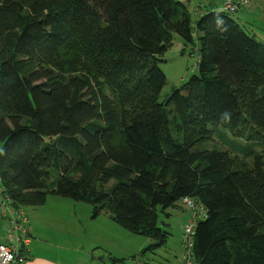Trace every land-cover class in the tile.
I'll return each mask as SVG.
<instances>
[{
    "label": "trees",
    "instance_id": "trees-1",
    "mask_svg": "<svg viewBox=\"0 0 264 264\" xmlns=\"http://www.w3.org/2000/svg\"><path fill=\"white\" fill-rule=\"evenodd\" d=\"M197 28L195 39L176 0H0V194L10 206L89 203L157 248L168 236L159 210L195 201L196 264H264V45L224 11ZM174 34L200 42V73L161 99L158 63ZM216 127L247 145L197 149Z\"/></svg>",
    "mask_w": 264,
    "mask_h": 264
},
{
    "label": "rangeland",
    "instance_id": "rangeland-1",
    "mask_svg": "<svg viewBox=\"0 0 264 264\" xmlns=\"http://www.w3.org/2000/svg\"><path fill=\"white\" fill-rule=\"evenodd\" d=\"M176 1H181L185 6L191 19L195 39L201 36L196 25V21L202 16L200 13L207 9L219 13L222 11L223 0ZM237 14H230V16L238 22ZM240 27L261 43L264 34L260 25L254 26L257 30L245 25H240ZM199 47L198 40L196 45L185 47L182 37L174 34L172 47L161 56V61L158 63L166 76L161 99L167 98L174 89L180 88L192 76L200 73V53L197 52ZM231 140L241 146L247 145L246 141L233 138L226 129L216 127L213 140L198 145L197 149L221 151L231 147ZM253 150H258V147H254ZM49 198L53 200L54 197ZM54 200L65 203L58 205L49 203V213L44 216L46 217V230L42 239L46 241L48 247L62 250L64 257L70 262H79L83 253L87 254L90 250L88 260L91 264H101L103 260L105 261L102 264H111L113 261L110 256L124 259L116 264H186L184 261L187 253L184 241L186 229L191 224L195 213L200 217L204 214L200 204L191 201L194 204L192 207L187 203L188 201L184 200L179 201L176 207H171L164 212L159 210L158 226L166 231L168 236L164 246L154 248L155 240L129 233L113 220L107 219L105 213H101L98 218L94 217L93 207L89 203L64 198ZM37 210L41 209L27 207L28 215L32 216L31 221L36 224L41 222L42 218ZM201 220H204V216L197 222ZM35 244L33 242L32 246ZM192 262L196 264L193 257Z\"/></svg>",
    "mask_w": 264,
    "mask_h": 264
},
{
    "label": "crops",
    "instance_id": "crops-1",
    "mask_svg": "<svg viewBox=\"0 0 264 264\" xmlns=\"http://www.w3.org/2000/svg\"><path fill=\"white\" fill-rule=\"evenodd\" d=\"M222 3H223V1H222ZM222 3H221V5H222ZM209 12L211 13V12H215V11L214 10L211 11V9H207L205 11H202V13H200L202 15L201 17L205 16ZM236 13H238L237 14L238 22L235 19L234 20L239 25L249 26V27L257 30L254 26H256L258 24V25H260L261 30L264 34V3L260 2V1L251 3L248 6L242 7ZM198 21H196V25H197ZM191 30H192V23H191ZM192 32H193V30H192ZM193 35H194V33H193ZM260 42L264 45V35H263L262 41H260ZM186 47H189V46H186ZM197 52H199V48H198ZM199 60H200V57H199ZM49 199L50 198L47 199V202L45 203L44 206L39 207L41 210H37L42 215L41 222H39L37 224L32 222L31 221L32 216L28 215V217H29L28 229H29V232L31 233V236H32V243H31V246L29 247L28 251H25V250H22V252H21V250L19 251V255L22 259H19L16 264H91L88 260L89 259L88 254L91 253L90 250L87 252V254L83 253V256H81L79 262H70L64 257L62 250H56V249L48 247V244L46 243V241H44V239H42L44 231L46 230V217H44V216H47L49 213V210H48L49 203H52L55 205H58L60 203H65V202H59V200H54V199H59L56 197L52 198L53 200H49ZM50 201H52V202H50ZM25 211L27 212V209H25ZM99 216H97V218ZM105 217L107 219H109L110 221H112V219L108 215ZM10 219H11L10 218V207L4 208L0 203V242H2V243L4 241H6V234L12 228L11 223H10ZM33 242L36 243L34 246H32ZM60 249H62V248H60ZM110 255H111V253H110ZM110 259L113 261L111 264L118 263V262H115L116 259L117 260H124L123 258H118V257H114V256L113 257L110 256ZM103 261H105V260H103ZM103 261L101 262V264L104 263Z\"/></svg>",
    "mask_w": 264,
    "mask_h": 264
},
{
    "label": "built area",
    "instance_id": "built-area-1",
    "mask_svg": "<svg viewBox=\"0 0 264 264\" xmlns=\"http://www.w3.org/2000/svg\"><path fill=\"white\" fill-rule=\"evenodd\" d=\"M262 2L264 0H223L221 10L229 14H234L242 7L248 6L254 2ZM1 192V190H0ZM10 199H6L0 194V203L2 206L10 207V220L13 224V229L10 230L6 236V241L0 242V264H16L19 259H22L19 255V251H28L32 237L30 235L28 224L29 218L25 211L13 209L9 202ZM187 202V200H185ZM192 206L190 202H187ZM200 218V215L194 214L191 224L187 227L185 238L188 242V250L184 256L186 264H193L192 262V249H193V233H194V222Z\"/></svg>",
    "mask_w": 264,
    "mask_h": 264
},
{
    "label": "clouds",
    "instance_id": "clouds-1",
    "mask_svg": "<svg viewBox=\"0 0 264 264\" xmlns=\"http://www.w3.org/2000/svg\"><path fill=\"white\" fill-rule=\"evenodd\" d=\"M2 205V204H1ZM25 211V210H24ZM26 212V211H25ZM27 213V212H26ZM28 215V214H27ZM29 218V217H28ZM30 235H31V233H30ZM32 237V236H31ZM32 243V242H31ZM31 246V245H30Z\"/></svg>",
    "mask_w": 264,
    "mask_h": 264
}]
</instances>
